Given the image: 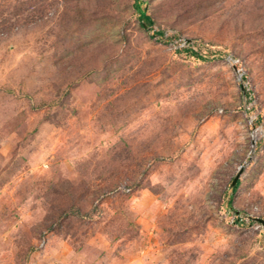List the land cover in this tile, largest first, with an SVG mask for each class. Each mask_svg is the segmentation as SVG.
Wrapping results in <instances>:
<instances>
[{"label":"rangeland","instance_id":"1","mask_svg":"<svg viewBox=\"0 0 264 264\" xmlns=\"http://www.w3.org/2000/svg\"><path fill=\"white\" fill-rule=\"evenodd\" d=\"M133 1L0 0V264H264V0Z\"/></svg>","mask_w":264,"mask_h":264},{"label":"trees","instance_id":"2","mask_svg":"<svg viewBox=\"0 0 264 264\" xmlns=\"http://www.w3.org/2000/svg\"><path fill=\"white\" fill-rule=\"evenodd\" d=\"M146 5H147V0H134L133 1V9L134 12L137 14V19L141 27H147L149 28L152 32L153 35L158 37V40H162L163 42H168L171 40V38H166L164 37L163 31L162 30H153V20L150 16V14L147 13L146 11ZM174 38V37H173ZM183 51H185L188 55L190 56H195L197 58H208L209 55H202L199 49L196 48V46L193 43H187L186 47L183 48ZM239 182L235 180V183L231 185V190L235 191L236 188L238 187ZM237 223L242 225V221L236 220Z\"/></svg>","mask_w":264,"mask_h":264},{"label":"water","instance_id":"3","mask_svg":"<svg viewBox=\"0 0 264 264\" xmlns=\"http://www.w3.org/2000/svg\"><path fill=\"white\" fill-rule=\"evenodd\" d=\"M238 175H239V172H237V174L234 176V178L231 180V185H233L235 183V180L238 179ZM259 223H261L262 225H264V220L262 219H257Z\"/></svg>","mask_w":264,"mask_h":264}]
</instances>
